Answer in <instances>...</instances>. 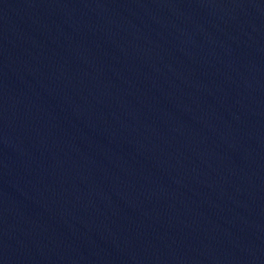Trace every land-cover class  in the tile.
I'll return each instance as SVG.
<instances>
[{"label": "water", "instance_id": "obj_1", "mask_svg": "<svg viewBox=\"0 0 264 264\" xmlns=\"http://www.w3.org/2000/svg\"><path fill=\"white\" fill-rule=\"evenodd\" d=\"M0 264H264V0H0Z\"/></svg>", "mask_w": 264, "mask_h": 264}]
</instances>
